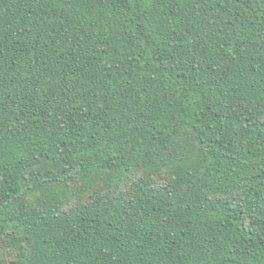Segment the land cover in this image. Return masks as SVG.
Listing matches in <instances>:
<instances>
[{
    "label": "trees",
    "instance_id": "1",
    "mask_svg": "<svg viewBox=\"0 0 264 264\" xmlns=\"http://www.w3.org/2000/svg\"><path fill=\"white\" fill-rule=\"evenodd\" d=\"M0 264H264V0H0Z\"/></svg>",
    "mask_w": 264,
    "mask_h": 264
}]
</instances>
